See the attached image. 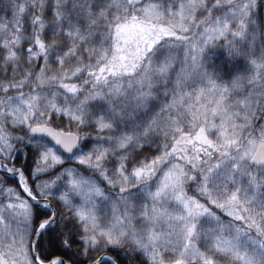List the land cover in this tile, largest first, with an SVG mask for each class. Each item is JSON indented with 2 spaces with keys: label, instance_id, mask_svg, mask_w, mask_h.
<instances>
[{
  "label": "snow or ice",
  "instance_id": "obj_1",
  "mask_svg": "<svg viewBox=\"0 0 264 264\" xmlns=\"http://www.w3.org/2000/svg\"><path fill=\"white\" fill-rule=\"evenodd\" d=\"M0 264H264V0H0Z\"/></svg>",
  "mask_w": 264,
  "mask_h": 264
}]
</instances>
